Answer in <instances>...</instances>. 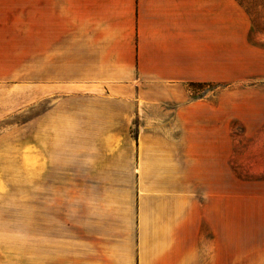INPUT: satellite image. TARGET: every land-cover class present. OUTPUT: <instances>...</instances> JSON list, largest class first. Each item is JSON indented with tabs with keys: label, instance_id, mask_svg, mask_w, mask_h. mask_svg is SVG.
Here are the masks:
<instances>
[{
	"label": "crops",
	"instance_id": "obj_1",
	"mask_svg": "<svg viewBox=\"0 0 264 264\" xmlns=\"http://www.w3.org/2000/svg\"><path fill=\"white\" fill-rule=\"evenodd\" d=\"M62 2L0 0V90L33 81L39 133H46L47 87L61 85L65 60L72 85L103 89L125 85L133 69L154 86L221 75L223 0H72L69 32ZM111 21L117 29L107 28ZM85 96L87 108L107 101ZM201 102L177 110L166 136L138 139L134 173L125 164L110 172L106 152L115 144L107 135L126 133L125 122L112 130L105 105L92 109L87 162L69 189L0 191V264H264V210L224 206L221 116L220 125L202 122Z\"/></svg>",
	"mask_w": 264,
	"mask_h": 264
},
{
	"label": "rangeland",
	"instance_id": "obj_2",
	"mask_svg": "<svg viewBox=\"0 0 264 264\" xmlns=\"http://www.w3.org/2000/svg\"><path fill=\"white\" fill-rule=\"evenodd\" d=\"M62 3L63 30L69 32L72 25L76 28L73 2ZM118 26V21H111L107 28ZM132 33L128 38L131 50ZM222 41L218 79L191 80L178 86L151 85L139 79L133 68L134 75L125 85L105 89L101 85L76 86L72 85L76 79L68 74L70 60H65L61 85L47 87L46 133L38 132L39 92L33 81L29 87L14 85L0 90V191H37L45 185L50 189L55 183L58 188L69 189L72 173L83 172L87 162V140L93 141L95 126L92 109L102 105L107 110L105 127L115 130L119 120L126 124V133L107 135L115 141L106 150L110 172L114 167L118 172V165L125 164L127 172L134 173L138 139L166 136L161 131L174 124L177 110L202 101L203 115L207 117L212 111L211 117L200 118L202 122L209 125L217 120L220 125L221 116L224 206L232 200L242 211L264 210V0H223ZM69 44L70 37L66 36L64 45ZM69 57L64 53L65 59ZM85 95H101L107 101H94L87 108L91 101H86ZM54 106L57 112L51 115ZM124 108L125 115L118 118ZM87 109L91 110L90 117ZM77 123L79 132L74 133ZM54 125L58 131L52 134ZM216 136L218 141L219 134ZM77 141L79 149H73ZM118 142H126V148L118 149ZM46 178L53 181L45 183Z\"/></svg>",
	"mask_w": 264,
	"mask_h": 264
}]
</instances>
